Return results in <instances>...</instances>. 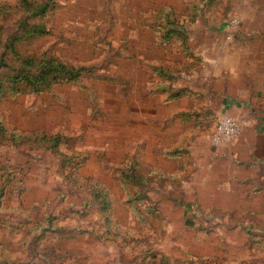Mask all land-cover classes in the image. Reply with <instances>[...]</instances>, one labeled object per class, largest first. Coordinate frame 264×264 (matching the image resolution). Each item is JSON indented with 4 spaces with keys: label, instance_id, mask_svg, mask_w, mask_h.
<instances>
[{
    "label": "rangeland",
    "instance_id": "obj_1",
    "mask_svg": "<svg viewBox=\"0 0 264 264\" xmlns=\"http://www.w3.org/2000/svg\"><path fill=\"white\" fill-rule=\"evenodd\" d=\"M35 1L18 49L87 70L0 97V264H264V0Z\"/></svg>",
    "mask_w": 264,
    "mask_h": 264
},
{
    "label": "trees",
    "instance_id": "obj_2",
    "mask_svg": "<svg viewBox=\"0 0 264 264\" xmlns=\"http://www.w3.org/2000/svg\"><path fill=\"white\" fill-rule=\"evenodd\" d=\"M9 5L1 6V12L5 11ZM16 7L29 9L30 16H27L18 24L21 29V36L8 38V43L2 45L4 39L5 27L0 23V47L3 53L0 56V69L4 72L0 74V97L18 94L20 92H34L41 94L50 90L54 85L64 82H76L87 70L86 67H76L58 60L54 57L40 56L37 54L22 53L16 44L18 40H30L35 36L46 33L42 25L36 20L43 17L50 3H39L35 0H18ZM4 17V16H3ZM33 19V22L31 21ZM181 91L175 92L174 96L181 94ZM3 130V128H1ZM47 136L40 140L43 142ZM59 135L54 137V147L57 148L60 143ZM110 219V218H109ZM120 227V226H117Z\"/></svg>",
    "mask_w": 264,
    "mask_h": 264
},
{
    "label": "built area",
    "instance_id": "obj_3",
    "mask_svg": "<svg viewBox=\"0 0 264 264\" xmlns=\"http://www.w3.org/2000/svg\"><path fill=\"white\" fill-rule=\"evenodd\" d=\"M240 120L232 116H221L215 132V141L218 143L228 142L233 139L241 130Z\"/></svg>",
    "mask_w": 264,
    "mask_h": 264
}]
</instances>
